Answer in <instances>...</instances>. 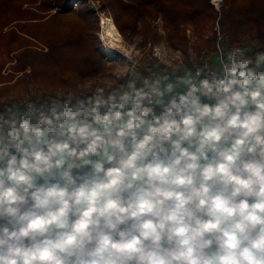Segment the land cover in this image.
<instances>
[{"label": "clouds", "instance_id": "clouds-1", "mask_svg": "<svg viewBox=\"0 0 264 264\" xmlns=\"http://www.w3.org/2000/svg\"><path fill=\"white\" fill-rule=\"evenodd\" d=\"M108 50L106 86L0 98V264H264V50Z\"/></svg>", "mask_w": 264, "mask_h": 264}, {"label": "rangeland", "instance_id": "rangeland-1", "mask_svg": "<svg viewBox=\"0 0 264 264\" xmlns=\"http://www.w3.org/2000/svg\"><path fill=\"white\" fill-rule=\"evenodd\" d=\"M121 1L126 4L131 2V0ZM246 1L248 0H223L219 12L211 3L216 18H207L199 32L194 29L193 25L181 22L182 19L179 15L171 16L169 23L158 16L153 19L147 18L143 23L137 21L136 26L126 25L128 27L127 37H124L116 27L122 37L121 45L118 48L135 54L140 61V70L162 68L161 60L165 58L172 60L177 57V53L189 65L196 62L212 63L217 53V45L222 47L237 45L255 51L258 42H254L252 38L257 37L259 42L264 43V28L257 24L258 21L264 19V2L257 1L244 12L231 15L230 25L223 26V19H221L223 12L230 6L239 7ZM70 4L74 10H79L80 7L87 8L94 14L92 15L93 22L88 25V31L92 33V37L78 38L72 43L64 45L63 36L60 34L57 24H52L45 32H41L39 40L31 39L23 34L22 37L33 43L25 48L38 53L37 57H33L28 62L40 68L37 71L40 77L39 84L31 87L30 94H54L57 90L68 88L73 84L89 87L106 86L115 79L116 64L110 62L117 61L119 57L107 51L110 46L103 39V34L106 31L103 17L114 21L112 14L107 7H104L103 0H79L78 3L71 0ZM24 9L35 12L41 17L33 22L46 23L56 17L57 11L62 8L48 5L47 9L42 10L40 3L36 2L24 6ZM16 16L17 6L8 0H0V25L6 22L12 24L13 18ZM55 22L63 23V21ZM173 25L174 27H172ZM11 28L13 26L9 25L5 32ZM156 47L160 49V57L153 55ZM0 62L5 65L1 71L4 78L15 76V82L23 75V73L11 70L16 61L11 63L1 59ZM98 62H101L100 66H98ZM26 66L28 73L34 72L32 65L27 64ZM93 68H98L99 72L92 75ZM30 80L33 81L32 78Z\"/></svg>", "mask_w": 264, "mask_h": 264}, {"label": "trees", "instance_id": "trees-1", "mask_svg": "<svg viewBox=\"0 0 264 264\" xmlns=\"http://www.w3.org/2000/svg\"><path fill=\"white\" fill-rule=\"evenodd\" d=\"M17 6V16L13 18V23L6 22L0 25V60L4 62L14 61L13 68L11 69L16 73H23L15 82V76H8L4 78L1 75L2 69L5 67L0 62V98H12L14 96L29 95L32 86L39 84V75L37 73L40 68L34 64H30L28 61L33 57H37L38 53L35 51H29L28 45L33 43L22 37L24 34L31 39H40V33L45 32L52 24L59 25L60 34L63 36V44L68 45L73 40L78 38L92 37V33L88 30V25L93 22L92 12L87 8H81L74 10L70 4L71 0H8ZM104 7L108 8V11L114 18L115 26L120 30L124 37H127L128 27L126 25H135L137 21L142 23L147 19L157 18L161 16L166 23H169V18L176 15L181 16V22L193 25L194 29L199 32L202 28V24L207 18L214 17L216 15L211 5V0H131L130 3L122 2L121 0H103ZM143 1V2H142ZM257 1L264 2L262 0H248L239 7L230 6L222 14V24L230 25V16L235 15L238 12H244L248 7ZM40 3V8L47 9L48 5L55 8L61 7V10L57 11L56 17L46 23L33 22L41 17L35 12H31L24 9V6H29L31 3ZM178 18V17H177ZM246 18V17H244ZM248 19V18H246ZM55 21H63L55 22ZM264 28V19L257 22ZM12 25L13 28L5 32L6 27ZM176 25H179L176 23ZM91 27V26H90ZM174 27V25L172 26ZM88 28V29H87ZM59 32V31H58ZM254 42H258L257 49L264 50V43L259 42L257 37L252 38ZM25 48V49H24ZM256 49V50H257ZM14 54V57L12 55ZM32 65L34 72L28 73L26 65ZM101 62H98V66ZM91 71V70H90ZM99 72L98 68L92 69V75ZM30 78L33 79L30 80ZM36 83V84H35ZM71 85L70 87H75ZM23 94V95H22Z\"/></svg>", "mask_w": 264, "mask_h": 264}, {"label": "bare ground", "instance_id": "bare-ground-1", "mask_svg": "<svg viewBox=\"0 0 264 264\" xmlns=\"http://www.w3.org/2000/svg\"><path fill=\"white\" fill-rule=\"evenodd\" d=\"M103 25L105 26V33L103 34V39L107 42L108 46L112 48H118L121 45L122 37L118 32L114 21L112 19H106L103 17ZM110 52L109 50H107Z\"/></svg>", "mask_w": 264, "mask_h": 264}, {"label": "snow or ice", "instance_id": "snow-or-ice-1", "mask_svg": "<svg viewBox=\"0 0 264 264\" xmlns=\"http://www.w3.org/2000/svg\"><path fill=\"white\" fill-rule=\"evenodd\" d=\"M73 2H74V3H78V2H79V0H73Z\"/></svg>", "mask_w": 264, "mask_h": 264}, {"label": "built area", "instance_id": "built-area-1", "mask_svg": "<svg viewBox=\"0 0 264 264\" xmlns=\"http://www.w3.org/2000/svg\"><path fill=\"white\" fill-rule=\"evenodd\" d=\"M221 46V45H220ZM247 48V47H246ZM217 54V53H216ZM200 64H204V63H200Z\"/></svg>", "mask_w": 264, "mask_h": 264}]
</instances>
